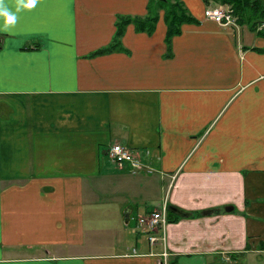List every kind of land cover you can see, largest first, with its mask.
<instances>
[{"label":"crops","instance_id":"0c3cea01","mask_svg":"<svg viewBox=\"0 0 264 264\" xmlns=\"http://www.w3.org/2000/svg\"><path fill=\"white\" fill-rule=\"evenodd\" d=\"M149 1L37 0L0 31V264H164L136 223L164 202L190 216L167 225L171 264L264 241V22L181 0L197 23L170 54L159 11L92 55ZM114 143L152 172L115 165Z\"/></svg>","mask_w":264,"mask_h":264},{"label":"trees","instance_id":"16d2710c","mask_svg":"<svg viewBox=\"0 0 264 264\" xmlns=\"http://www.w3.org/2000/svg\"><path fill=\"white\" fill-rule=\"evenodd\" d=\"M203 2L206 5L212 2L231 7L235 18L237 17L242 22L249 23L254 21V19L264 22V5H261L258 0L253 2L252 0H203ZM161 10L163 11V21L166 25L165 41L170 54L171 39L180 34L181 26L186 23H197L181 0H150L147 6V14L144 17H118L112 41L106 47L93 52L92 55L103 54L117 49L120 46V38L128 24H133L136 31L152 33L159 18V11ZM167 207L169 223H175L184 217H190L173 206L167 205ZM170 207L175 208L177 211L170 210ZM259 247L261 250H264V241L259 243ZM247 249L248 245L245 247V250Z\"/></svg>","mask_w":264,"mask_h":264},{"label":"built area","instance_id":"2783aa9c","mask_svg":"<svg viewBox=\"0 0 264 264\" xmlns=\"http://www.w3.org/2000/svg\"><path fill=\"white\" fill-rule=\"evenodd\" d=\"M203 16L206 20L215 23L218 26H226L235 23L233 10L225 5H212L207 6L203 10ZM105 155L118 167L128 168L133 174L136 173H151L152 168L148 163H145L140 154L133 152L126 145L122 143H114L107 146ZM168 207L164 202L158 208H154L148 213L136 219L137 227L145 236L147 244L154 249L160 246L161 251L158 256L159 259L166 263V226L168 223L167 218ZM163 250V251H162Z\"/></svg>","mask_w":264,"mask_h":264},{"label":"rangeland","instance_id":"374dc122","mask_svg":"<svg viewBox=\"0 0 264 264\" xmlns=\"http://www.w3.org/2000/svg\"><path fill=\"white\" fill-rule=\"evenodd\" d=\"M162 1H166V0H162ZM253 1H256V0H252V2ZM258 1L260 3V0H258ZM168 224H169V222L167 223V225ZM166 228H167V226H166ZM166 251H167V255H166L167 257L165 259L166 260L165 262H167V264H171V262H170L171 253H170V250L168 248L167 243H166ZM230 258H231L230 260H232V261H228L226 258H223L224 261H216L214 264H264V250L260 249L258 241L252 240L251 241V248H250V246H248L247 252H242V254L236 253V254L232 255ZM207 260L209 261V259H207Z\"/></svg>","mask_w":264,"mask_h":264},{"label":"clouds","instance_id":"9594fccd","mask_svg":"<svg viewBox=\"0 0 264 264\" xmlns=\"http://www.w3.org/2000/svg\"><path fill=\"white\" fill-rule=\"evenodd\" d=\"M37 0H18L15 10L7 0H0V31H8L17 21V14L21 9L33 8Z\"/></svg>","mask_w":264,"mask_h":264},{"label":"water","instance_id":"95a60500","mask_svg":"<svg viewBox=\"0 0 264 264\" xmlns=\"http://www.w3.org/2000/svg\"><path fill=\"white\" fill-rule=\"evenodd\" d=\"M170 210L175 211V212L177 211L175 208H172V207H170ZM225 210L228 211V212H230V211L233 210V207H232V206H226V207H225ZM209 212H210V211H205L204 213H205V214H208Z\"/></svg>","mask_w":264,"mask_h":264}]
</instances>
